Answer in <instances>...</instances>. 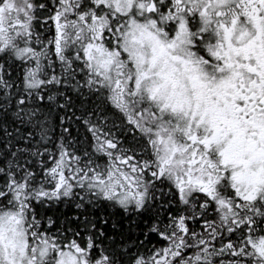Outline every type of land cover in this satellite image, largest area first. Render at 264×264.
Listing matches in <instances>:
<instances>
[{
    "label": "snow or ice",
    "instance_id": "snow-or-ice-1",
    "mask_svg": "<svg viewBox=\"0 0 264 264\" xmlns=\"http://www.w3.org/2000/svg\"><path fill=\"white\" fill-rule=\"evenodd\" d=\"M0 264H264V0H0Z\"/></svg>",
    "mask_w": 264,
    "mask_h": 264
}]
</instances>
